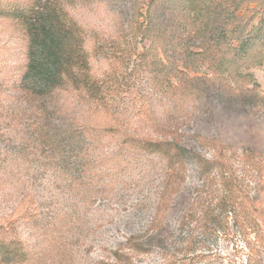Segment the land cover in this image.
Wrapping results in <instances>:
<instances>
[{"label": "rangeland", "instance_id": "374dc122", "mask_svg": "<svg viewBox=\"0 0 264 264\" xmlns=\"http://www.w3.org/2000/svg\"><path fill=\"white\" fill-rule=\"evenodd\" d=\"M35 2L0 0V264H264V56L210 59L264 0H59L85 66L50 96L21 80Z\"/></svg>", "mask_w": 264, "mask_h": 264}, {"label": "trees", "instance_id": "16d2710c", "mask_svg": "<svg viewBox=\"0 0 264 264\" xmlns=\"http://www.w3.org/2000/svg\"><path fill=\"white\" fill-rule=\"evenodd\" d=\"M58 1L36 0L31 15H21V17L25 16L23 23L27 32H30V36L28 35L27 66L21 80L24 83H36V89L38 88L40 92L34 93L42 96H50L59 88L63 89L65 83L72 78L74 68L82 69L85 66L83 49L79 50L74 46L70 28L57 9ZM247 28L248 24H245L240 31L242 41L249 38L251 43L242 52L237 47H233L234 43L238 41L237 38H233L236 31L229 30L227 37H219L215 40L214 48L217 58H210L213 62L211 70L214 77L217 76L223 80L228 79L232 83L237 78L243 82L246 80L248 83L250 76L238 74L237 71L239 69L248 70L259 65L264 56V26L260 23L258 26L252 27L248 33ZM199 55L201 54L195 56ZM254 85L253 88L257 87L256 84ZM166 145L170 144L166 143ZM180 155V153H176L174 157L177 158ZM256 164L258 165L257 162ZM231 182L232 180L225 181L230 193L234 190ZM228 198L229 196L222 197L221 212L233 214L235 220L244 218L247 219V222H252L251 217L247 215L239 217L241 213L237 212V206H240V203L228 202ZM260 220L263 219L260 218ZM243 232L248 235L245 230ZM253 234L254 242L259 246H264V227L257 226ZM131 247L135 250L142 249L135 242H131Z\"/></svg>", "mask_w": 264, "mask_h": 264}]
</instances>
